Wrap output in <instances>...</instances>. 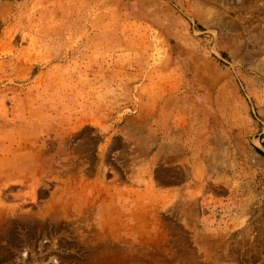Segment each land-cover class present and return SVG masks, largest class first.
I'll return each instance as SVG.
<instances>
[{"label":"rangeland","instance_id":"1","mask_svg":"<svg viewBox=\"0 0 264 264\" xmlns=\"http://www.w3.org/2000/svg\"><path fill=\"white\" fill-rule=\"evenodd\" d=\"M0 264H264V0H0Z\"/></svg>","mask_w":264,"mask_h":264},{"label":"crops","instance_id":"2","mask_svg":"<svg viewBox=\"0 0 264 264\" xmlns=\"http://www.w3.org/2000/svg\"><path fill=\"white\" fill-rule=\"evenodd\" d=\"M216 196L219 198H224L223 195H221V194H217ZM218 205L217 204H216V206L215 205H212V206L209 205V207H207V210H205V211L202 208V210H203L202 217H200V218L198 217L195 221H193L191 223L192 228L195 230L194 234H195L196 238H201L202 237L201 235L205 234V233L210 234V232L212 230H214L216 232L219 231V229L226 230V231H228L227 234L232 231L231 229H232V223L233 222H231V219L226 218V217L216 218L214 215L211 216L210 213H213L216 215L218 213V211L224 212L225 209L221 210L220 207H218ZM212 209H214V212ZM234 240H235V236H233V238L230 241H227L226 244L220 248L217 247V243L215 241L212 245L211 240H210L209 245L215 253L224 252V251H227L229 248L227 246V244L232 243ZM231 251H232V249H231Z\"/></svg>","mask_w":264,"mask_h":264}]
</instances>
